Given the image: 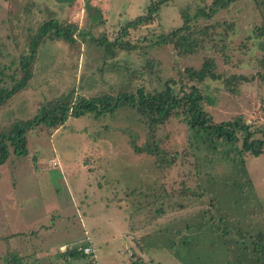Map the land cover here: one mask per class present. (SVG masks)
Here are the masks:
<instances>
[{
    "label": "rangeland",
    "instance_id": "1",
    "mask_svg": "<svg viewBox=\"0 0 264 264\" xmlns=\"http://www.w3.org/2000/svg\"><path fill=\"white\" fill-rule=\"evenodd\" d=\"M151 1L0 0V88L13 83L8 75L43 22L55 18L80 28L75 42L54 33L44 37L34 77L0 108V135L74 87L84 97L161 90L168 78L200 68L206 58L224 77H254L236 93L224 78L207 81L212 102L205 108L214 121L241 115L255 126L264 123V83L257 77L264 74V50L252 36L261 21L256 2L237 0L201 19L202 26L212 24L211 36L194 54L182 55L172 44L154 41L182 26L180 10L195 0H169L152 23L122 36L126 23L145 14ZM196 9L193 4L191 12ZM119 36L133 46L115 47ZM149 59L152 71L145 68ZM48 132L34 126L27 133L28 152L10 147L0 163V264H7V249L34 229L39 249L57 246L52 264H128L134 256L150 264H258L254 245L238 232H264V154L246 153L244 162L229 158L230 144L214 143L179 117L149 132L133 105L72 116ZM133 141L157 146L160 165L148 151L137 152ZM15 232L22 234L8 241ZM87 238L94 257L60 254V244H87ZM19 254L24 264H51L48 253L34 259Z\"/></svg>",
    "mask_w": 264,
    "mask_h": 264
},
{
    "label": "trees",
    "instance_id": "2",
    "mask_svg": "<svg viewBox=\"0 0 264 264\" xmlns=\"http://www.w3.org/2000/svg\"><path fill=\"white\" fill-rule=\"evenodd\" d=\"M203 2L205 0H202ZM237 0H212L209 3L201 4L195 0L188 3L180 10L183 25L162 34L154 43L159 45L172 44L178 49L180 54H194L203 46L205 36H211L212 24L202 26L201 19H211L221 9L229 8ZM257 8L261 11V21L253 30V37L258 39V47L264 50V0H254ZM169 0H152L147 7L145 14L130 20L122 30V36H127L131 29H137L152 23L163 4ZM196 4L197 9L191 12V7ZM91 8L90 4L86 5ZM97 12H101L98 9ZM98 17H101V13ZM41 34L29 44L27 53L21 55L18 64L13 69L10 76L13 83L10 86L0 88V108L6 104L15 94L23 90L30 83L35 74V65L40 50V44L49 33L67 38L70 42H75L76 34L80 33V28L75 22L60 21L51 18L43 22L40 26ZM104 39L100 44H105ZM130 40H122L117 37L114 40L115 47L130 49L133 45ZM135 44V43H134ZM218 48V47H217ZM1 49H5L1 46ZM225 49L223 45L222 48ZM0 54L2 55L1 51ZM145 68L155 67L153 59H149ZM5 68V67H4ZM4 68L0 69L4 73ZM12 66H9V70ZM260 83H264V74L257 75ZM224 78L226 88L236 93L238 86L251 79L243 74L224 77L217 71V64L213 59L206 58L200 68L187 67L179 78H168L161 90L146 91L145 87H139L136 92L121 90L116 94H103L95 97L78 96L75 87L59 97L43 103L33 118L17 121L11 129L0 135V163H5L12 152L16 154H26L28 152L27 133L34 126L44 125L48 133L53 134L59 127L64 126L72 116L95 115L98 116L106 111H115L122 105H133L149 132L154 133L156 129L169 121L172 117L183 118V121L190 129L199 133H206L214 143L221 142L230 144L228 150L229 158L244 162L246 153L254 156L264 154V123L253 125L239 115L231 120L215 122L213 116L206 110V102H212L208 80H220ZM134 148L137 152L148 151L156 157V163L160 165L161 157L157 146L149 142L146 145ZM178 156L179 153H176ZM249 181V179H247ZM221 221H225L223 218ZM243 241H251L258 264H264V232H253L250 230L239 231ZM7 264H24V259L19 253L12 249H7ZM69 257L82 256L84 253L78 250V244L69 248ZM128 264H150L140 256L134 258Z\"/></svg>",
    "mask_w": 264,
    "mask_h": 264
},
{
    "label": "crops",
    "instance_id": "3",
    "mask_svg": "<svg viewBox=\"0 0 264 264\" xmlns=\"http://www.w3.org/2000/svg\"><path fill=\"white\" fill-rule=\"evenodd\" d=\"M92 4L94 6H100V5H97L96 3H92ZM100 8H101V6H100ZM20 234H22V233L20 232ZM20 234H18V232H15V233H13V235L11 234L7 238V240L12 241L13 239L19 238ZM39 234H40V232H37L35 229L32 230L30 233H24L20 239L19 245L13 246L11 248L15 253L27 254L29 259H34L35 256H38L39 254L44 255V253H46V254L48 253L49 254L48 258L52 264L53 262H55V260H54L55 257L52 254V250H56L57 246L51 245L52 247L50 249H48V251H45L44 249L43 250L39 249L41 246H43V244L38 245L36 243L35 237H34V236H38ZM75 244H77V243L71 242L69 244L68 243L67 244H64V243L60 244V246H59L60 254H62L65 259H68L69 254H70L69 248H71ZM87 244L94 247V244L90 238H87ZM17 247H19V250H17ZM94 249H95V247H94ZM31 264H35V262H32Z\"/></svg>",
    "mask_w": 264,
    "mask_h": 264
},
{
    "label": "built area",
    "instance_id": "4",
    "mask_svg": "<svg viewBox=\"0 0 264 264\" xmlns=\"http://www.w3.org/2000/svg\"><path fill=\"white\" fill-rule=\"evenodd\" d=\"M53 164H57V161H53ZM78 250L82 251L84 254H89L91 256H95V249L93 246L88 245V244H78Z\"/></svg>",
    "mask_w": 264,
    "mask_h": 264
}]
</instances>
